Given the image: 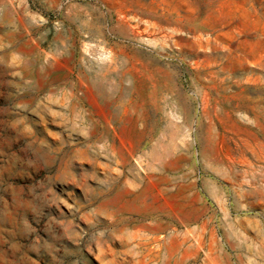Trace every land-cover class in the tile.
Returning a JSON list of instances; mask_svg holds the SVG:
<instances>
[{"label": "rangeland", "instance_id": "374dc122", "mask_svg": "<svg viewBox=\"0 0 264 264\" xmlns=\"http://www.w3.org/2000/svg\"><path fill=\"white\" fill-rule=\"evenodd\" d=\"M0 264H264V0H0Z\"/></svg>", "mask_w": 264, "mask_h": 264}]
</instances>
